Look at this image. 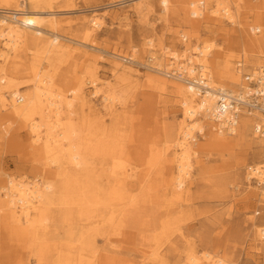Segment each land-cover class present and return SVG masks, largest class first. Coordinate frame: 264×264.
Segmentation results:
<instances>
[{"label": "bare ground", "instance_id": "bare-ground-1", "mask_svg": "<svg viewBox=\"0 0 264 264\" xmlns=\"http://www.w3.org/2000/svg\"><path fill=\"white\" fill-rule=\"evenodd\" d=\"M90 1L0 0V138L13 131L9 146L27 163L18 175L0 171V264H165L168 253L181 264H235L214 239L196 249L185 221L193 196L242 187L264 203V112L214 113L220 90L264 91V3ZM116 8L120 24L136 17L145 42L128 34L126 50L99 45ZM140 87L152 96L139 103ZM217 154L213 168L203 163ZM253 216L254 247L264 224Z\"/></svg>", "mask_w": 264, "mask_h": 264}, {"label": "rangeland", "instance_id": "rangeland-1", "mask_svg": "<svg viewBox=\"0 0 264 264\" xmlns=\"http://www.w3.org/2000/svg\"><path fill=\"white\" fill-rule=\"evenodd\" d=\"M109 1L111 0H91L89 3V6L100 7V9L103 8ZM253 2V3H251ZM264 3V0H250L248 2V6L252 7V5H262ZM78 7H83L84 5H77ZM125 7V9L129 8ZM121 9H111L108 12H110V18L106 20V25L101 29L99 33V40L98 43L100 46H103L102 44L104 42H101V40H106L111 44L114 43H120L122 47L129 46L128 43V34L130 38L133 40L131 44H142L145 40H140L138 38V30L140 26L138 25V22L136 20V17L134 15H130V18L127 20L128 23H122L120 24L117 18ZM80 16V15H79ZM77 16H74L76 18ZM156 30L160 31V24L155 23ZM68 36L73 37V33H68ZM209 36V35H208ZM207 36V37H208ZM206 37V38H207ZM165 43H168L165 41ZM166 45H169L166 44ZM177 45V44H176ZM120 48V47H119ZM142 58V57H141ZM140 58V59H141ZM109 66L103 62H99L98 65V71L100 73H105V75H109ZM143 71V70H142ZM91 88H88V92ZM144 88L140 87V89L137 90L136 94H134V98L137 102H142L141 97H148L152 96L149 92L144 91L142 92ZM91 97V95L89 96ZM94 103L97 107H100L99 98H94ZM144 111H149V113H152V109H144ZM151 115V114H150ZM171 115V114H169ZM22 132V131H21ZM13 131H11L4 139L0 138V171L4 170L3 177H7L6 174L13 173L15 175H18L20 172H23L21 166L26 165V161L22 160V151L20 148L16 149L13 146H9V141L11 143L12 140H10L11 137L14 135H11ZM23 134V133H22ZM8 144V145H7ZM218 154L214 156L217 160L207 159L205 158L203 163L206 164L209 168H213L214 163L220 160L218 158ZM223 165V164H221ZM223 168V166H220V168ZM227 167V166H226ZM229 171L231 168H228ZM197 173V172H196ZM225 171H220L218 174L223 175ZM209 175H211V172H209ZM207 176V174H206ZM196 177V175H195ZM200 185L203 183H200L197 181ZM196 186H193L195 188ZM235 194H233V197H226V198H212L208 199L207 197L199 198L197 196H193L191 200V205L193 207L192 211V217L190 219H187L186 226L189 224V230L185 229V231H190L191 235L193 237V243L194 247L198 250H201L205 243H208V240L212 241L214 239L213 246L216 250H218L219 253H228L232 258H234L235 264H264V244H257L254 245V247L250 244V239L252 236L250 221L246 218L250 217L251 213L254 215L253 218L255 222L264 224V203L258 202L255 197H248L246 200V192L242 190V187L239 188ZM193 194V193H192ZM197 195V194H194ZM222 200L225 201L224 206L230 204L231 211L226 212L225 210L222 213V210H219L221 207L220 204ZM220 204H219V203ZM186 206H188V202L185 203ZM216 206L215 208H213ZM220 206V207H219ZM208 207L213 208V212L215 209L218 211L216 212V217L213 220L215 224L211 226L213 222L209 221L208 219H205V216H209L211 212L205 213V211L208 209ZM200 211V212H199ZM202 211H204L202 213ZM212 212V213H213ZM257 212L258 214H255ZM202 213V214H201ZM201 227V228H199ZM219 232V233H218ZM205 242V243H203ZM200 252V251H199ZM130 254L135 253V251L128 252ZM2 255V249L0 251V258ZM179 258H177L173 253H168L165 255V264H181L178 261ZM7 262V257H6ZM2 261V259H1ZM133 264V263H132ZM141 264V263H136Z\"/></svg>", "mask_w": 264, "mask_h": 264}, {"label": "built area", "instance_id": "built-area-1", "mask_svg": "<svg viewBox=\"0 0 264 264\" xmlns=\"http://www.w3.org/2000/svg\"><path fill=\"white\" fill-rule=\"evenodd\" d=\"M240 63H242L240 61ZM238 66L240 67L241 65L238 63ZM264 64L261 65L260 69V73L258 75V77L263 78L264 79V70H263ZM258 67L256 68V72L259 71ZM248 81H253L254 79L249 78V76L246 77ZM262 83L264 85V83L261 80L256 81V83ZM253 85H255L253 83ZM236 96L235 98L232 97L231 93L228 92L227 90H220L218 91L217 94V106H216V110L214 111L215 115L218 116V113H222L224 114L225 112H229V110H231V115H229L228 118L231 117H237L238 114H240L241 110L244 111H248L247 108H252V107H257L258 109H260L261 111L264 112V91L258 90V92L254 91L253 93L249 94H245V98L242 96V93L240 92H236L234 93ZM263 101H260V100ZM229 114V113H228ZM259 133L261 135H264V128L262 129H258Z\"/></svg>", "mask_w": 264, "mask_h": 264}]
</instances>
